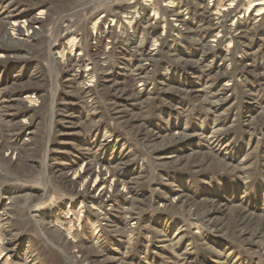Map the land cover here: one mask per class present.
I'll return each instance as SVG.
<instances>
[{"label":"rangeland","instance_id":"374dc122","mask_svg":"<svg viewBox=\"0 0 264 264\" xmlns=\"http://www.w3.org/2000/svg\"><path fill=\"white\" fill-rule=\"evenodd\" d=\"M259 2L0 0V264H264Z\"/></svg>","mask_w":264,"mask_h":264},{"label":"bare ground","instance_id":"6f19581e","mask_svg":"<svg viewBox=\"0 0 264 264\" xmlns=\"http://www.w3.org/2000/svg\"><path fill=\"white\" fill-rule=\"evenodd\" d=\"M263 1V0H262ZM264 3H256L254 5H263ZM104 193V187L101 186L98 190H97V194L100 195V194H103Z\"/></svg>","mask_w":264,"mask_h":264}]
</instances>
